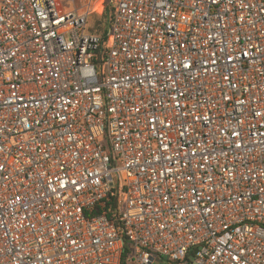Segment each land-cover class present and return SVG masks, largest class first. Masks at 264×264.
<instances>
[{
    "label": "built area",
    "instance_id": "built-area-1",
    "mask_svg": "<svg viewBox=\"0 0 264 264\" xmlns=\"http://www.w3.org/2000/svg\"><path fill=\"white\" fill-rule=\"evenodd\" d=\"M126 242L264 264V0H0V264Z\"/></svg>",
    "mask_w": 264,
    "mask_h": 264
},
{
    "label": "trees",
    "instance_id": "trees-1",
    "mask_svg": "<svg viewBox=\"0 0 264 264\" xmlns=\"http://www.w3.org/2000/svg\"><path fill=\"white\" fill-rule=\"evenodd\" d=\"M108 25V9H106L101 16H99V20L93 25L90 26V30L92 32H102L106 31V27ZM114 209H115V196L114 194H110L109 200H107L105 206L100 208L99 212H104L111 219L114 218ZM130 244L128 242L125 243V250L123 254L122 262L123 264H132L130 259Z\"/></svg>",
    "mask_w": 264,
    "mask_h": 264
},
{
    "label": "rangeland",
    "instance_id": "rangeland-1",
    "mask_svg": "<svg viewBox=\"0 0 264 264\" xmlns=\"http://www.w3.org/2000/svg\"><path fill=\"white\" fill-rule=\"evenodd\" d=\"M97 20H99L98 14L97 13L92 14L89 20V26L95 24ZM88 30L91 31L90 28Z\"/></svg>",
    "mask_w": 264,
    "mask_h": 264
}]
</instances>
